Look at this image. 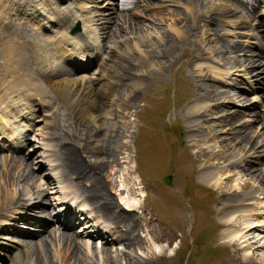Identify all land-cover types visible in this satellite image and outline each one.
I'll return each mask as SVG.
<instances>
[{"label": "rangeland", "instance_id": "374dc122", "mask_svg": "<svg viewBox=\"0 0 264 264\" xmlns=\"http://www.w3.org/2000/svg\"><path fill=\"white\" fill-rule=\"evenodd\" d=\"M188 1L192 2L190 4L193 6L192 8L187 4ZM212 1L215 0H138L134 5L135 8L120 12L108 0L107 5H105L104 0L92 2L90 6L93 10L92 20H96L97 17L106 19L102 20V23L107 27L104 34L101 26H97L95 23L89 26L93 28L92 30L97 28L96 36L100 38L101 47L104 48L105 45L104 49L109 52V50L116 48L121 40H124L123 43H132V49H135L133 50L134 53L139 51L137 54H140L142 58L138 57L146 64V69L139 68V74L142 73L141 75L145 80L139 89H133L135 96L132 102L135 103L128 106V111L124 115H122L119 107H115L117 110L113 108V104L116 102L114 97L111 99L112 101L108 102L109 107L106 106V109L110 108V112L104 119L106 125L102 124L97 128V130L101 129L104 132V136L99 141L96 142V130L92 127L88 130L91 138L85 139L86 144L83 143V136L88 135V133H84L82 129L86 128L87 130V127L90 126L89 119L76 121L78 127L84 122V127L82 126V129L78 130L79 133H75L74 129L64 120L60 124L66 125L67 128L61 129L62 127L58 126V130H61L60 133L57 134L55 128V131L53 130L49 135V129L46 132L43 129L33 137L32 148L35 149L36 153L34 155L31 153L33 155L31 157L22 156L23 163L29 167L21 165L19 162L16 164L10 162L6 155L0 154V175H4L5 180L9 178V175L13 177L20 195H23L24 192H27L28 196L32 195L33 187H39L41 184L39 199L44 203L47 202L49 210L53 207L60 209L63 205L62 201L65 200L63 201L66 203L65 205L74 209V215L77 216L74 229L70 232L78 238L77 252H79V256L73 253V250H67L68 247L63 243L64 237H62L65 232L56 227L50 229V233L45 234L44 239H41L43 241L47 237L49 240L46 239L47 245L44 241L41 243V250L36 246L31 251L30 256L38 255L41 257L38 260L35 257L31 258V261L28 260L29 264H264V195L261 192L262 189L264 191V186L261 184V182L264 184V171H261V167L255 168L254 162L245 161L236 156L235 160L230 161L235 164L231 165L232 167L236 166V168L233 167L235 170H242V173L239 174L240 171H236L239 175L236 173L237 175L232 177L230 181L224 180L222 182V185L226 186L228 190L225 188L224 191L216 190L211 186L202 187L207 189L203 190L202 195L195 200L193 195L188 193L190 186L194 184V180H196L197 185L195 184L193 189L196 190L200 186V182L196 178L201 166L203 167L205 164L214 171L217 169L221 171L224 165L230 163L227 154L238 155V149L235 150V148L242 146L240 145L241 142L235 141L234 144L233 140L228 137V140L226 139L223 144L216 139H211L213 134L211 128L216 130L222 128V124L217 128L214 127V119H217L218 115L216 110L213 114L210 111L214 106L213 104H208L209 109L203 110V115H199L200 120L197 122H201L196 127L198 132L200 131L197 139L200 140L205 135L204 142L196 147V142V146H194L190 138L192 134L189 135L192 128L187 123L188 108L195 103L199 93L200 96L201 94L202 96L210 94V89H202L204 86L210 85L212 89L219 91V89L214 88L216 84L212 82V78L217 79L218 77L213 72L209 74L205 64L213 62L228 70H233L237 65L235 55L230 57L228 48L230 47L229 44L232 43L233 46L235 43L226 38L225 24L222 25V23L217 22L220 21L219 11L210 7ZM229 1L242 9L237 0ZM236 11L238 12L236 13ZM202 13L210 16L208 17L210 23L203 21L205 16L199 17ZM232 13L233 16L235 13L238 16H245L244 12H239L237 9H232ZM213 21L215 22L213 23ZM22 25L23 20L18 19L16 26L22 27ZM30 26L35 28L33 25ZM46 38L48 43L52 44V37L47 36ZM138 40L144 41L143 45L138 46L136 42ZM0 45H4L2 40H0ZM8 48V45L4 46L0 48V52L5 50L7 53ZM156 52L159 53V56L151 64H147L146 57ZM126 62L137 68L135 57L133 59L128 57ZM257 64L255 70L251 69V72L248 70V73L258 77L264 86V63L257 61ZM241 65L244 66V64ZM58 72V70H53V73ZM79 78L85 77L80 76ZM220 79L231 85L228 75L224 74ZM233 82L237 81L234 80ZM203 84L204 86H202ZM130 96L128 95L126 98L128 99ZM233 96L235 97L234 94ZM123 97L126 99L124 94ZM222 98L223 95L221 94L219 99ZM252 100L248 98V103L244 100L239 102L235 99L234 101H238L239 106H247L248 104V107L251 106L254 109L253 103H251L254 101ZM174 102L177 107L169 113L168 120H175L176 125L168 129L165 123L164 126L161 125L163 118L158 119V114L155 113L153 118L150 117L153 121L149 117L147 118L150 123L145 119V124L148 125H146V129H143L142 116H145L149 111L151 114V111L157 110L158 106L169 110ZM6 103L10 105L6 106L7 112L11 111L10 108L17 106V101L10 98L6 100ZM190 103L191 105H189ZM122 104L123 102L120 101V106L127 108L123 107ZM230 109L233 110V108ZM111 110H113L112 114ZM130 111L133 112L132 115H128ZM224 111L226 115V109ZM232 119L236 124L241 123L246 132L248 130V135L254 137L256 143L260 140L264 141L261 136L263 133L259 132L260 129H263L259 126L264 127V96L261 102L255 104L254 120H256L257 129L252 126L253 119L248 118V111L245 118L239 120V115L236 114ZM238 120L239 122H235ZM11 121L13 122V120ZM248 123L250 125L247 127L246 124ZM114 128L116 129L112 131ZM116 131L118 137H115ZM59 135L67 141H71V145H75L79 137V145L75 147L76 154L71 153L72 157L77 156L78 163L69 166L66 162L65 158L69 157L67 150L70 149V146H67V143L61 144L60 140L58 143L57 137ZM18 137H23L22 132H19L16 135V141L9 145L11 149L19 147ZM109 137L116 139L111 143L115 144L114 146L107 144L109 146L107 147L104 143L105 139L108 141ZM136 139L137 142L135 143ZM54 141L57 149L64 153L67 152V155L65 157L57 151V156H60L61 161L63 157L64 166L62 165L63 161L60 162L61 169L56 170L53 173L54 179L49 178V181L47 180L48 175L44 172L48 170L41 172L39 167L41 165L42 167L55 166V163L49 161V155L54 149ZM91 141L94 142L93 145L90 144ZM95 143L103 145L97 147ZM224 145H226L225 148ZM86 147L88 150H85ZM96 149H102L101 153L110 149L111 154H108V157L106 156L108 159H106L100 154H96L98 152ZM135 154H137V161L140 164L139 170L137 169ZM225 158H227V163ZM98 166H100V170ZM245 168H248V172L244 170ZM139 171L142 176L138 174ZM33 175L35 177L33 181L22 184V182L32 179ZM169 175L174 177L171 187L165 186L164 183L166 176ZM64 177L69 179L72 185L63 183L66 181ZM76 181L79 182L76 183ZM2 184L0 183V186ZM14 186H10L9 190ZM238 192H243L241 195L252 193L251 195L254 196V198L250 197L251 200L245 207L250 209V213L254 215L248 216V227L251 230L248 232V242L251 241L249 244L247 242L248 246L251 245L248 248L247 244L242 243L238 247L231 245L235 243L231 237L235 230L222 225L224 219L218 211V207L220 209L231 199H240ZM45 194L46 197L44 198ZM65 194L66 196H64ZM14 197L13 195L11 199L14 200ZM129 202H134L137 208L130 210L127 207ZM252 207L255 209L252 210ZM23 208L24 206H21L19 210L7 214L8 209H6L2 217L5 216L4 218L12 220L11 217L15 216L14 213L23 211ZM207 208L210 209V213L206 211ZM63 210L59 212L61 213ZM44 211L47 214V208ZM82 212H85L91 219L87 220L90 224L83 222L86 216ZM39 214L38 210H34L32 216L35 215L34 218L38 219ZM2 217L0 220H4ZM23 219L25 217L14 221L16 224H23L32 220ZM113 219L115 221H112ZM256 220L258 221L256 222ZM236 223L239 224L237 220ZM116 225L121 228H116ZM14 227L17 228L16 230L25 229L29 231L35 227L37 232L39 230L38 226L33 227L32 224ZM252 227L255 229L252 230ZM5 228L11 230L10 226ZM110 229L112 232H116L114 235L111 233L114 236L113 242H107L105 236L102 238L95 236L96 239L92 234L94 230L104 232ZM118 229H123L124 232L134 231L128 236V243L117 242V240L121 241V238L118 237ZM236 233L238 232L236 231ZM234 235L236 234L234 233ZM8 236L6 234L0 236V242L4 246L12 244L10 240L14 236ZM16 240L14 239L13 242H17ZM18 240L23 239L18 238ZM2 248L1 246L0 249ZM3 254L7 253L1 252L0 255ZM0 264L12 263L10 259H7L4 263L0 261Z\"/></svg>", "mask_w": 264, "mask_h": 264}, {"label": "bare ground", "instance_id": "6f19581e", "mask_svg": "<svg viewBox=\"0 0 264 264\" xmlns=\"http://www.w3.org/2000/svg\"><path fill=\"white\" fill-rule=\"evenodd\" d=\"M80 2H86L87 3V0H80ZM210 3H211L210 7L218 10L222 19L223 18L229 19V20H227L228 24H229V22H232L233 24L236 25L239 22L238 19L231 20L232 18L227 17V14L232 13V9L233 10L237 9L236 5L234 6L232 1L215 0V1H212ZM219 3H221V4H219ZM84 5H86V4L82 3L78 7L85 9ZM6 7H7V1L6 0H0V40H2V42L4 43L5 46H7V45L9 46L7 53H6V51L0 52V122H5V123L7 122L9 125H11L12 123H14L16 121V119L20 120V118L17 117L15 119H13V122H12L11 119L9 118L10 112H7V110H6V108H7L6 106L9 105L6 103V100L11 95H18V96L22 95V97L27 98V99L37 97V98H39L40 101H42V100H47L49 95L56 93L58 96L63 97L64 101L72 103V107H73V109L76 113V116L78 118H80V119L87 118L89 120H92L91 123H94L97 121V119H99L102 111L105 109L106 105H108V100H109L110 96L111 97L117 96L119 98V101L123 102V104H122L123 107H128L133 103L132 101H133L134 96H135L134 91L136 89H139L142 86V83H144L143 81L145 80V78L140 76L139 74H137L134 71V69H133V67L135 68L134 65L132 66L129 63H127L128 61L126 62V56L132 55L134 53L133 50H135V49H132V47H133L132 43H130V42L129 43H127V42L123 43L124 40L123 41L121 40L122 43L120 41L119 45L117 47L115 46L116 48H114L113 50H109V52L111 51L110 54L112 56L109 57V61L107 64L105 63L106 64L105 66L103 63V65H102L103 67L100 68L98 75L95 76V79H90V78H88V79L87 78L86 79L85 78H77V79L63 78V79H59L60 75L56 76L55 78H52L51 75L47 74L45 69H44L45 61H44L43 52H35L34 51L36 48H40L39 46H42V44H41L42 42L37 41V39L35 38L34 39V45H33V47L30 48L23 41V40H25V37H31L30 35L26 34V32H27L26 28L22 29V28L16 27L15 29H12V32H14L15 34H11L7 31L9 27L6 28V21L8 20ZM46 11L47 10H44L45 13H46ZM87 11H90V10H87ZM69 14H70V12H68L67 14L65 12L60 13V14L58 13V15H57L58 17L56 18V21L58 22V24L56 23L57 28H54V26H53V21L55 20V18H53L52 15H54V14H50V13H49V15L46 14V17H45V19L47 20L46 26L48 28H50L49 29L50 31L57 32L58 34H61V32L63 33L64 30H66V31L69 30L73 26V23H74V19L70 18ZM80 14L81 13L78 14V17ZM206 15L207 14H205V16ZM86 17H87L86 15H82V18H84V33L86 35H82V36L77 37V38L80 37L79 39L82 42L80 40H77L76 46H78V48L77 47L76 48L79 49L80 48L79 43H81V45L83 47L85 46V48H90L93 51V47L88 43L87 38H92L93 35L96 34V31H90L91 29H93L92 27H89V18H91V17H88L86 22H85ZM233 18H236V17H233ZM102 20H105V18H102V17L98 18L97 22L99 23V25L103 24ZM90 22H91V20H90ZM16 25H17V23H16ZM18 25H20V24L18 23ZM85 25H86L88 31H85V29H86ZM95 38H96V36H95ZM70 40H71V38H69V39L68 38H60L58 44L65 45V44H67L66 42L70 41ZM72 40H76V39H72ZM96 40H97V38H96ZM112 41H114V40H112ZM225 41H227V40H225ZM136 42H137L138 46L143 45V43H144V41H142V40H138ZM251 43L257 44V42L255 40H251ZM94 51L101 53L100 49L97 47L95 48ZM162 53L164 54V52H162ZM136 56H137V58L135 59V61H137V67L142 68V69H146V64H144L142 62V60L138 57L137 53H136ZM158 56H159V53H157V52L155 54L152 53L149 56H147L146 57V59L148 60L147 64H151V62H153L154 59ZM128 65H130L131 68L130 67L127 68ZM244 67L246 69H248L245 64H244ZM205 68L209 70L208 71L209 74H210V72H213L218 77L215 80H218V81L223 82V83H224V81H222L220 79L221 76L224 74L228 75L229 79L231 80L229 82L231 84V86H234V85H236V83H241L242 81H244L245 85H247L246 90H248V81L251 83L254 81V78L248 76V74L245 73L244 71H236V73H237L236 74V73H233L229 70L226 71L224 69V67H222L220 64L216 65L213 62L206 63ZM221 72H223V73H221ZM256 74H257V72H256ZM123 79L127 80L126 84L123 83ZM234 80L237 82H233ZM202 86H204V85H202ZM48 88L51 89L53 92H50V90ZM130 88L135 89L133 91V93L129 92ZM204 88L211 89V87H208V86H204L202 89H204ZM98 91H104V92H103V94H98ZM123 92L129 93L131 96L128 97V99L127 98L124 99ZM202 93H203V91H202ZM226 95H229V94L226 93ZM104 96H105V99L103 100ZM201 96H202V94H201ZM207 96L203 95L201 97V99L199 98L200 100H197L187 110V118H188L187 123L189 124V127L192 128V129H190V131L193 132V134L190 135V138H192L193 140H195V139H197V137H199V136H197L198 129H196V127H198L201 124V122H199V123H197V122L200 120L199 115H201V116L203 115V110L209 109L210 106L208 104H213L216 106L217 103L224 102V101L228 100V99H223V101H222L221 99L217 98L216 94L214 93L213 90H212V93L207 94ZM241 101L242 100H239V102H241ZM220 107H222V106H220ZM10 109H14V108H10ZM227 114H228L227 110H226V115H225V111L222 110V114H221L222 115V121L221 122H225L227 127L221 128L220 130H216L214 128H211V132H213L211 139H216V141L218 140V141H220V143L223 144V142L227 139V137L229 135L235 137L236 141H241L240 145H242V146L235 148V150L238 149V155L227 154V155H229L228 161L229 162L233 161L236 159V156H239L240 158H243L245 161L250 160V162H254V164H257L258 159H262L261 157L263 156L264 151L259 152L258 151L259 149L257 148L256 144L254 143V140H255L254 137L248 135V132H246L245 128L243 127V125H241V123L236 124L232 120H229ZM244 114L246 115V112ZM220 125H221V123H220ZM85 127H87V126H85ZM110 127H112V126H110ZM89 128H90V126L87 127V130H86V128L82 129V130L84 133H90V132H88ZM107 129L105 130L106 132H107ZM115 129L116 128L112 129V131H114ZM99 131H102V130L99 129ZM17 134L18 133H13L12 135L10 134L11 139L8 138L10 140V144L16 141V135ZM222 134H224V136L226 135V137L223 138ZM5 137H6V134L1 136L2 140ZM115 137H118L117 131H116ZM203 137L204 138H202L201 141L200 140L194 141L193 145L194 146L197 145L196 147H198L199 143L201 144L202 142H204L205 136H203ZM83 138H84V136H83ZM113 141H116V139L113 137H109L108 145L110 146V144L113 143ZM195 142H196V145H195ZM197 142H199V143H197ZM67 143H72V142L68 141ZM111 145H113V144H111ZM67 146H73V145L68 144ZM106 146H107V140H106ZM109 146H107V147H109ZM225 146L226 145H224L223 147L225 148ZM111 148H113V147H111ZM67 151H68L69 157L65 158V160H67L66 162L69 164V166H71L73 163H78L79 159L76 158L77 156L76 157H75V155L73 157L71 156L72 152L74 154H76V152L74 150H71V149H69ZM110 151H111L110 149H108V150L106 149L104 152L100 153V155L103 158L108 159L107 155L111 154ZM96 154H98V153H96ZM236 154H237V152H236ZM66 155H67V152H66ZM225 160L227 163L228 162L227 158H225ZM18 162H19V160L13 161V163H15V164ZM231 164L234 165L235 163L230 162V163L224 165V167L221 168L222 169L221 171H220V169H217L214 171V170L210 169L208 166L207 167L204 166L199 171L198 180L201 183L206 184L208 186H211L212 188H214L216 190L221 189L222 191H224V188L227 189V187L223 186L222 182L224 180L230 181L231 178L234 177L235 175H237L238 172L240 171V170L238 171L236 169V171H238V172H234V168H233L234 166L232 167ZM100 165L103 166V164H100ZM235 168H236V166H235ZM238 168H240V167H238ZM12 169H13V167H12ZM98 169L99 170L101 169L100 166H98ZM244 170L247 171L246 168ZM5 171H6V168H5ZM261 171H264V168ZM1 172H3V171H1ZM241 173H242V170L239 172V174H241ZM7 175H9V174L7 173ZM8 177H7L8 179L5 180V176L0 175V183H3L0 186V217H2L3 211L5 209L16 204V201L11 199V197L13 195L9 191V187L13 186L15 184V179L13 177H11L10 175ZM260 177H262V176H260ZM261 184L264 186V184L262 182H261ZM262 190H261V192H263V195H264V191H262ZM239 198H241L243 200H248V198H250V197H248L247 195H243V196H240ZM228 202H229V205L223 206L222 209L221 208L219 209V207H218L219 215L224 219V223L222 224L223 226L235 230V231H233V235H231L232 241H235V243L231 244V245L233 247L234 246L238 247L239 244H241V243L247 244V242H248V232L251 231V230H249L250 227H248L249 226L248 216L249 215L251 216L252 214L250 213V209H246L245 207H243V204L240 201V199L237 200V199L233 198ZM14 207L15 206H13L12 208H14ZM127 207L130 210L131 209L134 210V208H137V205L134 202H129V204L127 203ZM67 209H70V208H67ZM63 212H66L65 209L63 210ZM246 213H249V214L245 215ZM48 216H50V215H48ZM252 216H254V215H252ZM68 217H72V216L70 215ZM236 220H237V222H239V224L236 223ZM21 221H23V220H21ZM249 221L252 222L251 220H249ZM254 221H255V219H254ZM257 221L258 220H256V222ZM56 224H58V223L56 222ZM251 224H250V226H251ZM118 227H120V226H118ZM254 229H255V227H252V230H254ZM40 230L41 229H39L38 232H40ZM236 231L238 233H236ZM43 232H44V234L50 233L48 231V229L44 230ZM132 232L134 233V231H132ZM132 232L130 234H132ZM242 232H244V234H241ZM234 233L236 235H234ZM16 234H18L19 237H26L27 239H31V241H29V242H18V244L15 245L16 247H18V249L15 251V253L13 254L12 257H9V259L11 260V263L12 264H29L28 260L31 261V258H33V257H35L36 260H38V258L41 256H38V255L37 256H34V255L30 256V254L32 253L31 251L34 250V248L36 246H38L40 248L42 246L41 243L46 241L47 237L45 238V240L42 241L41 239L42 238L44 239V237L42 235H39V236L33 235V238H32L30 234H21L20 232H16ZM36 237H38L37 241H36ZM62 237H64L63 243L68 247L67 250L70 251V249H71V250H73V253H75L79 256V254H78L79 252H77L78 238H76L75 235H72L71 233H69V234L65 233L62 235ZM119 237L123 239L121 242L126 243V241H128V237H127L126 233H120ZM130 238H131V236H130ZM116 239H117V237H116ZM38 241H39V243L37 244ZM250 242H248V244ZM47 244L48 243L46 241L45 245H47ZM248 244H247V248L251 246V245L248 246ZM1 246L4 247L3 245H0V248H1ZM20 248L23 249V251H21ZM43 248H44V246H43ZM40 250H41V248H40ZM40 250H38V251H40ZM148 253H149V250H148Z\"/></svg>", "mask_w": 264, "mask_h": 264}, {"label": "water", "instance_id": "95a60500", "mask_svg": "<svg viewBox=\"0 0 264 264\" xmlns=\"http://www.w3.org/2000/svg\"><path fill=\"white\" fill-rule=\"evenodd\" d=\"M80 32H81V25L78 24V25L74 28L72 34H76V33H80ZM165 183H166L167 185H172V178H171V177H168V178L165 180Z\"/></svg>", "mask_w": 264, "mask_h": 264}]
</instances>
